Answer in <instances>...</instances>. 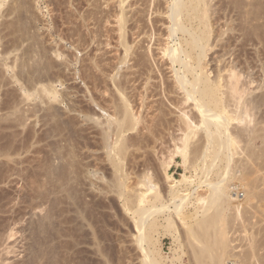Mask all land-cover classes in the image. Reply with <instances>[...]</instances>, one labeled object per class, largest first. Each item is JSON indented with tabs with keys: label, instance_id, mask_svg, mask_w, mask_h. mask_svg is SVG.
<instances>
[{
	"label": "bare ground",
	"instance_id": "6f19581e",
	"mask_svg": "<svg viewBox=\"0 0 264 264\" xmlns=\"http://www.w3.org/2000/svg\"><path fill=\"white\" fill-rule=\"evenodd\" d=\"M39 1L40 0H0V47H1V41L3 40V38H5V36H8V37L11 36L10 37L11 39L8 40V42H11L10 47H8L9 45L6 44L4 46H7L8 48L4 47L5 48L4 51L0 50V64L2 65L5 72L10 73L9 77H10L11 81L14 83H17L19 85L20 90L19 89L18 90L21 91L22 96L25 97V100L27 102H28V100L30 102V100L31 101L33 99L37 100L36 98H39V99H42L41 102H43V103H46V104L51 103V105L47 108L49 111L50 110L51 111L50 112L48 111V113H46L45 115H44V113H45L44 112L43 116L48 118L47 120L49 123H50V121L51 122L53 121L50 124L51 125L53 124L54 127L52 126V128L49 129L48 128L49 125H48V127H46L45 131H47L48 129L51 131L53 129L54 135L57 134V133L55 134V131H57L58 133H63L64 131H67L66 133L70 132L73 134L74 133L78 134L76 126L75 127L72 126V124H76V123H74V121H72L73 118L71 119V121L68 120V121L72 122V124H70V122H68L67 120H62L59 116V113L57 112L56 107L52 106V103H55V102H57L59 104L64 103V100H65L64 98L66 97V94L62 93L59 89H57L56 83H61V85H63L65 80H66L65 79L66 76L63 75L64 73L62 74L59 71H56V72L52 71L53 68L57 67L58 64H54V63H56V61L54 62L53 60L51 61L48 59H49V56L51 57V55H53L55 58H62L63 56H67V55H65V53H64L66 51L65 50L63 51V48L61 49V46H62L61 44H60L61 46H59V45H57V42H56V44L54 43L55 44L54 46L48 47L46 44L42 43L41 39H43V37H40L41 38L40 39L38 37V34H36L34 31L33 32L31 31L32 27H34V25H35V20H36L34 18L35 17L34 13L31 11V8H32V5L33 6L35 4L37 5V3ZM56 1H58V0H56ZM61 1L58 3L60 4ZM83 1H85V0H83ZM212 1L213 0H170V1L165 0L163 2L161 0H136V1L135 0L134 1L133 0H118L117 1V3H118L117 7L119 8L118 9L119 11H116L113 14V17H114L113 19L116 20L115 23L117 24L116 28L114 29V31H116L115 37L110 35L109 33H107L106 32L107 30L104 31L106 33L105 34V33H103V31L102 32L96 31V30L91 31L89 29V27L87 25V24H89L88 23L89 20H93L96 25H97V23H100L99 22L100 18H98L99 17V14H98L99 11L96 9V7H95V9L98 11V13L94 10H92V11L96 12L98 14V17L95 16L94 12H93L94 14L88 12V15H86V16H84V14L81 15L82 26L87 28V32L85 33V36H83L82 34L80 35V33L79 34L77 33V32H79L77 30V27L75 28L76 30H74L71 34H69L70 37L73 39L72 43L70 42L72 46L71 45L70 46L72 48L74 47V50H73L74 54H75V50L80 52V51L88 48L90 45L92 46L90 48L91 49L90 51H88L87 49L85 50V52L87 51L86 55L89 52L88 58L90 60L89 63L91 62V64H92V69L90 68V66L85 67L86 63L83 64L82 61L81 62L79 61V64H80L79 66L81 67V63H82L83 68H81V69L79 68V71L75 70L74 73H75V76H77V80L80 79L82 81V83L84 84L83 86L85 87V92H86V94L84 93L85 96L86 95L89 96L88 99L90 100V102L94 103L98 107V110H100L102 113L101 116L105 117L106 119L104 118L105 121H99L100 116L99 115L96 116L95 113L92 111L93 110L92 108H88L86 110L84 107L78 106L77 108H74L73 111H75L79 116L80 115L83 116L84 121L94 122V124L98 125V127L100 128L99 129L101 132V133L99 132V136L101 135L100 136V138H101L100 143H101L103 149L106 150L104 152H106V154L108 156L107 159L109 158L108 161L110 160L111 163L113 164V167L115 169L114 172L116 174L115 175L116 182H114L115 185L113 182H110V183L111 184L113 183V187L115 186L114 187L115 191H117L115 193H118L117 195H119L120 197L122 196L121 198L124 197L125 200L124 199L123 200L125 202L123 201V207H125L127 211L133 210V213H134V214L133 213H131V214H133L132 220L134 222L133 224H134V227H135V230L137 233L135 240H136V243L138 244V246L141 248V252H142L141 253V255H142L141 256V261H142L141 263L142 264H163L159 253L156 250L152 249L149 246L150 244L148 245L149 247L143 246V244H145L146 242H147L146 244H148V241L149 242L151 241L150 237H152V236H150V232L155 228V226H158V224H156L155 216L158 214H162L164 212H168L169 216H166V218H164V219L166 221L165 227L167 229H170V228H172L173 223H174L172 221V218L170 217L171 213H174L177 217H179V219L181 221V219H184L181 217V215L183 214V210L185 209V207L189 203H191V201L193 199H194V201H192V202L194 203V206H196L195 207L196 211L194 210L195 208L193 209L195 212V213L193 212L194 217L196 214V217L193 218L194 222L190 225L188 224L189 226L188 225L186 226V222H183L185 220H183L182 223H183V225L185 223L184 226L187 227L185 229V232H186L185 235L187 234L186 239L188 238V242L190 244V245L189 244L188 245L191 246V248H190L191 254H189V255L193 256V258H192V256L190 258L192 260H194L195 264H230L229 262H231V264H264V91H263L264 88L262 89L263 85L262 86L260 85L262 92L260 91V93L258 92V94H254L255 89L254 88L252 89L251 85L253 84V82L255 83V81L252 80L251 77L249 79L245 78L244 69L242 68L244 66L239 64V63H242V61L235 60V58L238 56V55H236L238 53V51L236 54L235 53L233 54L232 52H234V51L236 52V50H234L236 47L234 46L235 48L231 49L232 43L231 44L228 43V42H231L230 39L233 40V38H232V35H234L233 31L236 32V30L233 26H235L236 24L233 25L231 22L233 19L231 20L230 18L229 19L227 18L230 14H228V15L226 14L227 16L225 15V13H228L226 11V9L222 10L221 5L218 6L217 2L215 4H212ZM240 1L242 2V0H240ZM240 1L239 0H232V3L231 2L228 3L230 5V6L228 5V7L232 8L231 4H233L234 9H236L239 6L238 4L241 3ZM86 2H88V1H86ZM59 4H56V6H58ZM139 4L141 6H144V8L142 7L143 9L139 10L136 7L137 5L140 6ZM247 4L248 3L246 2V5L244 6V3H243L241 5V7H243V6L246 7ZM255 4L253 7H251L253 5V4H251V6L248 8H250V10L251 9L253 10L255 7ZM257 4H256V6H257ZM5 5H7V6L4 9L3 7ZM61 5H60V7H61ZM93 5L95 6L94 3H93ZM248 6H249V4H248ZM241 7L239 9H241ZM244 7H243V9H244ZM223 8H225V7H223ZM126 9H129V10L127 11ZM243 9H241V10H243ZM259 9H261V8H257V10H259ZM51 10H54V9L51 8ZM146 10L148 12V15L150 14L152 16V14H155V17H150L147 19L148 20L147 24H146V22L143 23L142 22L143 20L141 19L143 17L142 15L146 13V12L143 13V11H146ZM250 10L248 9V10H246V12L244 11L245 12L244 15H247L248 13L250 15L255 14V12H254V14L252 13V10H251V12H249ZM4 11L6 12L5 14H4ZM89 11H91V10H89ZM139 11L142 12L143 14L141 13V15H140ZM231 11H232V9H231ZM254 11H256V10H254ZM130 12H133L132 13L133 15L131 14V16H128L130 14ZM220 12L223 13L224 15L223 14L220 15ZM241 12L242 11H240V13ZM74 13L77 14L76 11H74ZM74 13H71V14H74ZM138 13H139V15H138ZM243 13H241V14H243ZM92 14H93V16L91 17ZM103 14L105 15V13H103ZM255 15H257V14H255ZM6 16H9V17L11 16V18H9V20L6 19L7 21H5L3 19L5 22L2 21V19H1L2 17L8 18ZM247 16H244V17H247ZM102 17H103V15H102ZM230 17H232V15H230ZM254 17L256 18V16H254ZM261 17L259 15V18L263 19V17L262 18ZM108 18L109 17L106 16V19H104V20L106 22H108V20H107ZM222 18L225 19L224 23H221ZM248 18H247V20H248ZM257 18H258V16H257ZM244 19H246V18H244ZM253 19L254 18L249 19V20H253ZM65 20H67V19H65ZM68 20H71V19H68ZM247 20L243 22L244 25H245V22H249ZM257 20H254V22L252 21L253 24L255 23L254 25L251 22H249L253 25L252 26L253 28L250 25V27L252 28V31L254 28L257 27V25H256V23L258 22ZM86 21H87V23H85ZM63 22L64 21L62 20L61 23H63ZM72 22H73V20H72ZM239 22H241V21H239ZM69 23H70V21H69ZM79 25H80V23H79ZM61 26H63V25H61ZM237 26H238V24L236 25V27ZM242 26L243 25H241L240 27L242 28ZM246 26H244V27H246ZM258 26L260 28V25H258ZM54 27H55V25H54ZM146 27H148L149 30L147 29V31H145L144 29ZM110 28L112 29V27H110ZM238 28H239V26H238ZM247 28H248V26H247ZM247 28H245V29H247ZM261 28H262V25H261ZM64 29H62V30H64ZM103 29H105V28H103ZM258 30H260V29H258ZM4 31H5V33H4ZM109 31H110V29H109ZM228 31H230L232 33H231V38H229L230 41L226 40V41H228L227 46L228 45L231 46L230 47V49L232 50L231 55L232 56L236 55V56H234V58H232L230 61H226L227 63H225V60H224V64H221V63H223V59H225L223 57V53L224 52H225V54L229 53L226 50V49H228L229 46L225 48L226 51L220 53L217 56L215 54V53H218L216 51V48L220 47L221 45L224 46V44H226V41L223 40V37L225 35H227L226 33H228ZM239 31H241V30H238L237 32H239ZM248 32L249 31H246V30H245V32L243 31V33H245V34H247ZM243 33H241L242 36H243ZM104 34L106 37V39H105L106 42H104V43H106L105 46L106 45L110 46L113 43L111 40L115 39L113 46L115 48H117L116 50H118V49H119V51L122 50V53L119 52L118 56H116L115 62H113L112 64L107 62L109 64V66L112 68V70H114V74L112 76H109V80L111 82V85L110 84L109 85L112 86V88L106 89L104 91L105 94L108 92L107 94H109L112 97L111 99H112L113 103L110 102V104H112L111 107H112L113 111H111L112 113H110V114L108 113V111L106 109L108 107H106V108H104V106L101 107L103 104L100 105L99 103L96 102V99H95L94 93H93V90L98 88V86L100 84H102V82L103 83L105 82V84L108 85V83H106V81L104 80L105 78L102 79L100 77V75L103 73V70L105 69V65L101 64V61H103V60L102 59H96L95 58L96 56L92 55L93 52L91 53V51L94 50L92 44L93 43L99 44L98 41H101L100 37ZM228 34H230V33H228ZM248 34H249V36L248 35L247 36L250 37V33H248ZM252 34H254V33H252ZM75 35H76V38L75 37L73 38V36H75ZM141 35H143V36L145 35L148 37L146 51H144V53L137 50V49L142 47L140 45V40L143 39L142 37H140ZM241 35H239V36H241ZM63 36L61 37V41L64 40ZM59 37H60V35H59ZM228 37H229V35H228ZM234 38H236L235 35H234ZM245 39H247V37ZM245 39L243 38L242 40L246 41ZM261 39H263V38H261ZM5 40H6V38H5ZM236 40H234V41L236 42ZM224 41H225V43H223ZM243 41H240V39H239L240 43ZM5 42L2 43V46H3V44H5ZM43 42H45L44 39H43ZM70 43H68V44H70ZM75 43H76V46L75 45L73 46V44H75ZM234 43H233V45H234ZM240 43H238V44H240ZM244 43H243V45H244ZM8 44H10V43H8ZM153 44L156 45V49H157V52L155 51L156 53H154V51L151 47ZM262 44H263V42H262ZM241 45H242V43L240 44V47H241ZM252 46H254V45H252ZM255 46H256V44H255ZM224 47H222L223 49L221 47L220 48L222 50H224ZM96 48H97V46H95V49ZM237 48H238V46H237ZM242 49L240 48V50H242ZM262 49H261V52L263 53L264 51ZM222 50H220V51H222ZM94 51H97V50H94ZM211 51H213V52H211ZM259 51H260V49H259ZM209 52L212 53V56H209L210 55ZM73 53H72V55H73V57L75 56V58L71 59V60L77 62L79 59L77 57H80V54H78L76 56ZM120 53L122 54V56ZM239 53H240V51H239ZM11 54L14 55L13 59L10 57ZM226 55H228V54H226ZM156 56H158V59H160L161 62H163L164 65H166L167 68L172 72V78H171L172 80L170 79L171 82L170 81H169L170 83L169 82L166 83V81L162 82V84L164 85L163 91L167 92V93L163 92L162 95L164 94L163 97H166L165 95H167L168 93H169L168 94L169 96H170V93L173 94L172 98H170L171 99L170 104H172V106L174 107L173 108L174 110L177 109L176 112L178 113V115L176 114L177 119H176V124L174 125V127H176L175 131H176L177 135H173L172 134L173 132H172L171 135L167 139H165L166 137L163 138V136L160 138L159 137L158 138L152 137V139H154V138L156 139L155 141L153 140L155 144H157V143L162 144L168 148L167 155H165V156L162 155L161 157H158L159 155L157 154L158 158L156 160H158V161L155 164V166L152 164L153 167H157L156 168L157 170L159 169L162 171L163 178H164L167 186H166V189H164V190L161 188L159 183H157L155 181L156 180L155 176H157L155 174L156 169L154 170L150 166L151 164L149 165L146 162V164H142V166L144 165V167H143V169H142V167L140 169V170H142L141 175L140 174H139V176L137 175L139 180L136 182V184L134 183L135 186L132 188H128L125 184L126 181L124 182V180H122V177L124 176V174H123V172H124V169H123L124 161L123 160L126 157V155H125V154H127L126 151H128L129 150L128 148H130V147H139V145L140 144L142 145V143H144V141L146 142V144L145 143L144 144L147 145V142L149 143L152 140L151 139L150 141H148L147 136H146L147 138L141 139L142 137L140 138L138 135H139V132L141 131L142 128L146 127L148 130H150L149 127L151 126L150 123H149L150 124L149 127L146 126L147 124L145 122L148 120L145 118V114L143 113V112H145V110H143V109H146V111H150V109L153 108V104H152V106L147 105V103H148L147 99L149 98V96H151L150 93L157 95L156 93L152 92V91H155L154 88L156 86H152V87H154L152 89L151 85H153V83L152 82L150 83V79L152 77V75L150 73L153 71L152 70L153 67L150 68L151 63L147 64L148 61H150V62L154 61V63L157 64L158 60L155 59ZM208 56H209V58L207 59ZM214 56H215V58H214ZM67 57H69V56H67ZM212 57L214 58V61L216 62V64L211 67V65L209 63H210V58H211V60H213ZM9 58L12 59V60H10V62L8 61ZM64 58H65L64 59V63H65L64 65H66L67 63L70 64L71 62H72L71 64L75 63V62L73 63V61H71V60H68V58L66 59V57H64ZM88 58L84 59V60H88ZM237 58L239 60V57H237ZM148 59H150V60H148ZM228 59H230V58H228ZM260 59L258 58V60H260ZM52 62H54V63H52ZM83 62H85V61H83ZM256 63H258V62H256ZM91 64H89V65H91ZM260 64H262V63H260ZM86 65H88V64H86ZM162 65H160L161 66L160 67L157 64V66L155 65L156 69L153 68L154 74L159 72L158 75L161 76L159 78H162V76H163ZM123 67H126V70H128L127 72H125L123 74L124 76L122 74H120L121 72H119V71H121L120 69ZM67 68H69V67H67ZM93 68H95L97 70V72L99 71L100 74H98L96 72H95L96 74L91 72V70H93ZM250 68H248V69L250 70ZM2 70H0V71L2 72ZM155 70L157 72H155ZM93 71H95V70H93ZM160 73H161V75H160ZM2 74H3V72H2ZM248 74H249V72H248ZM1 78H2V76H1ZM164 78H165V76H163V79ZM2 79L4 80V78H2ZM5 79H6V77H5ZM8 80L6 81V83L8 82ZM138 80H141L142 88L134 86L136 81H137V83L139 82ZM160 80H162V79H159V81ZM89 81H91V82H89ZM162 81H164V80H162ZM0 82H2L1 79H0ZM88 82L91 83L92 87L89 86ZM154 84L157 85L156 83H154ZM165 84H167V85H165ZM160 86L161 85L159 84V87ZM255 86H257V85H255ZM157 87H156V89H157ZM255 88H259V86L255 87ZM138 89H140V91ZM134 90H137V91H134ZM5 91H3V93H7ZM160 93L161 92H159L158 94H160ZM153 94H152V96H153ZM68 95H67V97H68ZM168 95H167V97H169ZM6 96H7V94H6ZM11 96H10V98H11ZM152 96H151V98H152ZM2 99H3V97H2ZM44 99H47L48 102H45ZM102 99H103V97H102ZM138 99L140 100L139 102H138ZM167 99H169V98H167ZM12 100H13V98H12ZM146 100H147V103H146ZM4 101H6V100H4ZM0 102H2V101H0ZM13 102H16V101L14 100ZM27 102H25V103H27ZM65 102H66V100H65ZM159 102H160V98H159ZM161 102H162V99H161ZM161 102H160V105H162V107H163V105L165 104L164 103L165 101L162 102V104H161ZM2 103H4V102H2ZM6 103H9V102H6ZM11 104L12 103H10V107H7V108H12L11 110L9 109L10 111H12L14 106H15L14 103H13V105H14L13 107ZM148 104H150V103H148ZM1 105L2 104H0V106ZM17 105L15 106L16 108H17ZM27 106H29L28 103H27ZM156 107L158 108V105ZM1 108L2 107H0V109ZM147 108L148 109L150 108V109L148 110ZM160 108H161V106H160ZM160 108H159V110H161ZM5 109H6V106H5ZM17 109L20 111L19 108H17ZM14 110H15V108H14ZM14 110H13V112H14ZM157 110L158 109L155 108V111H157ZM259 110L262 113V115L259 113L261 116L260 115L258 116ZM5 111H7V110H5ZM26 111H27V109H26ZM159 112L158 113L161 114V111H159ZM21 113H19L21 116H18L19 114L17 116L22 119L23 114H21ZM162 113H163L162 117L165 116V113L164 112H162ZM9 114H8V116L13 117L14 113L12 115L11 114L9 115ZM16 114H14V115H16ZM32 114H34V113H32ZM66 114H67V112H66ZM25 115H26V113H25ZM176 115H175V117H176ZM0 116H1V113H0ZM5 117L8 118L7 116H5ZM18 117L15 116V118H17L16 120L19 121L20 119ZM35 117H36V115H35ZM24 118H26V116H24L23 119ZM23 119L20 120V122L17 125L20 126V124H21V126L23 127V125L25 124V123L23 124V122H25V121H23ZM63 119H65V118L63 117ZM75 119L77 120V118H75ZM148 119L150 120V118H148ZM168 119L169 118H167V120ZM11 120H12V118H11ZM37 120H39V119H37ZM43 120H45V119H43ZM47 120H46V122H47ZM159 120H160V117H159L158 121ZM21 121H23V122L21 123ZM158 121L156 123H159ZM164 121H166V119H164V118L162 121L160 120V124L162 122H163L162 124L167 123L170 120H168L167 122H164ZM16 123L17 122H15V124ZM233 123H235V124L233 125ZM6 124H7V122H6ZM6 124H4V125H6ZM143 124H144V127H142ZM11 125H10V127H11ZM140 125H141V127H140ZM169 125H171V123ZM152 126H153V124H152ZM161 126H163V125H161ZM7 127H9V126H7ZM24 127H26V125ZM156 127H157V125H156ZM11 128H14V127H11ZM26 128H28V127H26ZM162 128H164V127H162ZM151 129H152V127H151ZM8 130H10V129H8ZM27 130H29V129H27ZM142 130H144V129H142ZM13 131H14V129H13ZM16 131H19V130H16ZM2 133L4 134V132H2ZM23 133H24V131H23ZM41 133H42V131H40V134ZM46 133L49 134V132H46ZM96 133H98V132H96ZM17 134H18V132H17ZM51 134L52 133H50V135ZM65 134H61V135H65ZM143 134H145V133H143ZM153 134H155V133H153ZM54 135L52 134L53 137H54ZM66 135L64 137H66ZM1 136H0V138L5 137V136H2V137ZM7 136L8 135L6 134V137ZM38 136H40V135H38ZM140 136H141V134H140ZM29 137H30V135H29ZM29 137H28V139H29ZM37 137H36V140H38ZM46 137L48 138V136H46ZM69 137H70V135H69ZM5 138L2 140H6ZM38 138L41 139L40 137H38ZM44 138H45V136H44ZM47 138H46V140H47ZM59 138H61V137H59ZM143 138H144V135H143ZM64 139H66V138H64ZM64 139H62V141ZM84 139H86V138H84ZM149 139H150V137H149ZM2 140L0 139V141H2ZM10 140H11V138H10ZM10 140H7V142L5 141V143L3 142V145L4 144L9 145L8 141H10ZM19 140H20V138H19ZM70 140H71V138H70ZM256 140H259L261 142V144H263V146L261 144L260 145L262 147L261 146L259 147L256 145L258 147V149H257V147L255 149L253 142H255ZM50 141H52V140L50 139ZM65 141H67V140H65ZM153 141H151V143H153ZM11 142H13V141H11ZM39 142H40V140H39ZM6 143H8V144H6ZM47 143H48V141H47ZM73 143H77V141L76 142L73 141ZM59 144H60V141H59ZM82 144L83 143H81V145ZM21 145H23V144H21ZM26 145L29 146V144H26ZM26 145L24 144V146H26ZM47 145L51 147L52 144H50V145L47 144ZM79 145H80V143H79ZM193 145H194V148H192ZM0 146H2V145L0 144ZM28 146H26V148H28ZM66 146H67V143H66ZM69 146L70 145H68L67 147L69 148ZM12 147L14 149V146H11V145H10V147L9 146L0 147V157H2V158L4 157L6 159L5 161L8 160V162H10V166L13 163L18 164V165L19 164L21 165V163L24 164V161H25L24 159L21 162H20V160H19V162H17L16 161L17 159H14L13 155H16V156H20V155H18L19 150L18 151L15 149L13 150V149H11ZM39 147L41 148V146H39ZM67 147H66V149H67L66 151L68 152L71 149L69 148L70 149L69 150ZM24 148L23 149L21 148V150H24ZM37 148H38V146H37ZM44 148L45 147H43V149ZM43 149H42V151H43ZM52 149L54 150V147H52ZM55 149H56V146H55ZM64 149L62 150V147L60 148L58 146V148L55 150V153H56L55 155H57V156H55L56 159L58 157V160H60V161L62 160V162H65V161H63L65 159L67 160L66 154L62 152V151H64ZM75 149H76V146H75ZM25 150H27V149H25ZM53 150H51V151H53ZM46 151H47V149H46ZM46 151H45V154H46ZM71 151L67 153V155H69L70 158L68 157V159H69L68 163L69 164L66 167H65V163H62V162L61 163L64 164V166L61 163H59L60 164L59 166H57L56 164H55L56 166L55 165L49 166L46 163L47 161L45 162V160H44V158L46 159V157L42 158L43 161L45 162V164H47V168L42 169V170H44V173L42 172L43 173L42 176H45L44 178L42 177V180L45 179L44 180L45 183L40 182L39 180L41 178L40 179L36 178L37 174L33 175V173H32V175L34 176L33 178L38 179V181H39L38 182L36 180L37 182H35V183L39 184L38 188L41 187L40 190H42V188L45 189V187L42 186L44 184L45 185L47 184L50 186V188H49V186H47L48 188L46 187L47 190L46 189L42 190V191L38 190V192L40 191V193L42 195H44V196L47 195V197H48L49 193H52V195L55 193L54 194L55 197H54L53 202L55 201L56 203L61 201V199L59 201L60 197L61 198L63 197L61 195V191L60 190L57 191V188L63 189L64 194L66 193L65 198L68 197V198L72 199L71 197L73 196V195H71L72 192L69 194L68 188H67L68 189L67 190V189H65L66 187H63V186H66V184H67V182H66V184H64L65 179L67 180V177L70 176L74 172L73 167H75V166L72 165L73 160L70 161V159H71V157H73L75 155H74V151H72L73 153ZM157 152H155V153H157ZM21 153H23V152H21ZM25 153H26V151H25ZM34 153H36V152H34ZM52 153L54 154V152H52ZM32 154H33V152H32ZM49 154H50V152H49ZM239 154L243 155V157H241V159L238 158L239 156L236 157V155H239ZM24 155H26V154H24ZM12 156H13V158H12ZM21 156H23V155H21ZM178 156L181 157V161H182L181 165L183 166L184 170H189V168H191V167L199 166L198 164H200V166H201V164H202V166L200 168L202 170V172L200 170V173H203L204 179L203 180L200 179L197 184H194L195 183L194 182L195 180H193L194 174L193 175L188 174V176H187L186 173L183 172L179 179H176L172 175H170L167 172V169L169 167H171L172 164L176 163L175 158ZM234 156L236 157V160H235ZM32 157H34V156H32ZM16 158H18V157H16ZM48 158L49 157L47 156V160H48ZM26 159H29V158H26ZM37 160L38 159H35V161H37ZM50 160H48V161H50ZM27 161H29V160H26L25 164L27 163ZM39 161L40 160H38V163H39ZM43 161H41V162L43 163ZM67 161H66V163H67ZM148 161H150V159ZM3 162H1L2 165H3ZM8 162H6V163H8ZM11 162H13V163H11ZM150 162L155 163L153 161H150ZM218 162L221 163V165L218 166L217 171L216 170L214 171L216 173H214L212 171L217 166ZM1 163H0V165H1ZM5 164H4V167H5ZM45 164L43 163L41 165L44 166ZM49 164H50V162H49ZM2 165L0 166V177H1V173H4L2 170H5V169L1 170ZM7 166L9 167V165H7ZM29 166H32L31 168L33 171V169H34L33 165L29 164ZM38 166H40V165L38 164ZM12 167H13V165H12ZM26 167L25 168L24 167L22 168L21 166H20V168L13 167L12 169L10 168V170H8V171L12 172L11 170H13L12 173L16 172L13 174V176L15 174L23 175V172L26 173L28 171V169ZM37 168L39 171L37 170ZM41 168H42V166L40 168L36 166V170H37L36 172L37 173L41 172L40 171ZM16 169H17V171H15ZM26 169H27V171L25 172L24 170H26ZM197 169H198V167H197ZM77 170H76V172H77ZM112 170H113V168H112ZM192 170H194V169H192ZM137 171H138V169H137ZM36 172H34V173H36ZM81 172H83V171H81ZM87 172L89 173V171H87ZM134 172H136V170H134ZM211 172L214 174V176L217 175L216 176L217 178L212 179V176L210 178L208 175L209 174L213 175ZM27 174L31 175V171L27 172ZM125 174H126V172H125ZM162 174H161V176H162ZM4 175L2 177L5 179ZM39 175H41V174L39 173ZM91 175H92V173H91ZM101 176H102V174H101ZM196 176H197V174H196ZM62 177L65 178L64 181H62L63 180ZM126 177H128V176H126ZM26 178L27 177H25V179ZM2 179H0V182H3V181H1ZM9 180H7V181H9ZM70 180H72V179H70ZM67 181H69V178ZM104 181H105V179H104ZM111 181H115V179L114 180L112 179ZM4 182L2 183V185L4 184ZM19 182H21V181H19ZM23 182H21V183H23ZM108 182H109V180H108ZM12 183H13V181H12ZM12 183L10 184V186L13 185ZM27 183H29V182L27 181ZM68 185H69V183H68ZM26 186L29 187L28 185H26ZM22 187H24V186L22 185ZM32 187H34V188H31L30 189L31 191H32V189L36 188L35 186H32ZM108 187L110 188L111 186H108ZM203 187H205V190L203 189ZM70 188H73V187H70ZM200 188L203 190L202 192L199 190ZM16 189H18V188L16 187ZM26 190H27V188H26ZM74 191H75V188H74ZM76 191H78V190H76ZM16 192H17V190H16ZM30 192H29V194H30ZM57 193H59L61 196L57 197V196H59V195H56ZM74 193H76V192H74ZM26 194L27 193H25V196H26ZM41 194H40V196H41ZM37 196H38V194L36 195V197ZM44 196L41 198L45 199ZM0 197H1V194H0ZM30 197H28V198H30ZM47 197H46V199H47ZM35 198H32V199L35 200ZM44 199H43V201H44ZM50 199H47V200H50ZM6 200H8V199H6ZM51 200L49 202L48 201L47 202L56 205V203L51 202ZM62 200H66V199L62 198ZM36 201H42V200L37 199ZM19 202H21V201L19 200ZM62 202L63 201H61V203ZM65 202H63V203H65ZM75 202H77V201H75ZM3 204H5V202ZM6 204H8V203H6ZM15 204H16V202H15ZM22 204H23V201H22ZM39 204H40V202H39ZM191 204H189V206ZM28 205H29V203H28ZM61 205H63V204H61ZM5 206L6 205H4V207ZM19 206H22V205L19 204ZM37 206H39V205L37 204ZM45 206H47V204ZM48 206H49V204H48ZM48 206H47V209L45 208L46 212L44 213V211H43L44 214L43 213H42L43 215L40 214L42 216L40 218V220L38 219L40 221L39 226L41 228V231H40L41 234L39 233L40 237L38 236L39 238H41V239H39V240H41V243L38 244V246H40V248L39 247L38 248L40 249V252H41L40 253L41 255H39L40 262L38 264H40V263L41 264H76L73 259L76 257L75 255L77 253L75 254L74 251H73L74 253L71 252L72 256L68 257L69 259L67 258L65 260V258L68 255H66V257H63V256H65V254H63V256H62L63 249L67 246V243L70 242L68 239H72L74 237L73 235L75 233L72 229L73 226L70 227L71 229L69 232H67V230H66V232L69 234L72 230L71 233L73 235L72 234H70V235L73 237L72 238H70L71 236L67 237L68 242L65 241L66 239L62 240L64 238L61 239V236L65 237L64 233L66 235H67V233L62 232L64 227H62V230L60 228L61 226L58 228V226L62 222L61 220H58L60 222V224L58 222L59 225H56L57 222L56 223H53L54 221L52 222L54 217L53 218L51 217V214H52L50 212L51 209H48L50 207V206L49 207ZM57 206H58V204H57ZM15 207H16V205H15ZM78 207H80V206H78ZM191 207H193V206H191ZM29 208L31 209L32 207H29ZM43 208H41V209L43 210ZM51 208H53L51 210L52 212H53V210H56V209H54V206ZM1 209H3V208H1ZM33 209H34V207H33ZM20 210H18V211H20ZM59 210H62V209H59ZM3 211H4V209H3ZM5 211L7 212V210H5ZM56 211H55V213H56ZM59 212L62 213V212H64V210L59 211ZM55 213L53 215H58ZM79 213H80V210H79ZM82 213L83 212H81V217H83ZM9 214H11V212ZM23 214H25V212ZM63 215H64V213H63ZM79 216H80V214H79ZM55 218H57V217H55ZM55 218H54V220H55ZM59 218H61V216L58 217V219ZM69 218H71V217H69ZM75 218H77V217H75ZM87 219H89V218H87ZM24 220H25V218H24ZM55 221H57V220H55ZM63 221H64V219H63ZM70 221L71 220H69V222ZM66 222H68V221H66ZM29 223H31V222H29ZM52 224H53V227L51 226ZM5 225H3V226H5ZM24 225H25V223H24ZM83 225H85V224H83ZM76 226H77V224H76ZM32 227L33 226H31V228ZM49 227L52 229H49ZM66 227H68V226H66ZM80 227H82V226H80ZM230 228L232 230H233V228H235V230H234L235 233L238 231L241 234L240 239L242 241H244V244H239V245L232 244L233 241L235 242V240L237 238L232 239V237L231 238L229 237V235H230L229 232L231 231ZM1 229H0V231H1ZM66 229H69V228H66ZM88 229H90V228H88ZM86 230H87V228H86ZM9 231H11V230H9ZM234 231L232 233H234ZM11 232H10V234H11ZM14 232H15V230H14ZM93 233H95V231H93ZM1 234H3V232ZM4 234H5V232H4ZM234 234H232V235H234ZM79 237H82V236H79ZM6 238H8V237H6ZM11 238H13V237H11ZM97 238H99V237L97 236ZM1 239H3V238H1ZM75 241H77V239ZM75 241H73V243ZM98 241H100V240H98ZM154 241H156L155 238H154ZM186 243H187V241L185 242V244ZM71 244H72V242H71ZM151 244L153 245V243H151ZM69 245H70V243H69ZM9 246H11V244ZM9 246H8V248H9ZM70 246L68 248L66 247L67 250L69 248L71 250L73 249ZM99 248H100V246H99ZM99 248H97V249H99ZM3 249H4V247H3ZM73 250H75V249H73ZM7 251H9V250L7 249ZM77 251L80 253V256L77 255V257L81 258L82 257L81 252L79 250H77ZM97 251H100L102 256H104L105 252H103V250L101 248H100V250H97ZM38 252L39 251H37L36 253L38 254ZM66 254H68V253H66ZM4 255H5V253H4ZM73 255H74V257H73ZM36 257H37V255H36ZM81 260H82V258L80 259V261ZM38 261H39V258H38ZM75 261L77 262V264H79L78 260H75ZM81 263L85 264L86 262L84 263V260H83V262H80V264Z\"/></svg>",
	"mask_w": 264,
	"mask_h": 264
},
{
	"label": "rangeland",
	"instance_id": "374dc122",
	"mask_svg": "<svg viewBox=\"0 0 264 264\" xmlns=\"http://www.w3.org/2000/svg\"><path fill=\"white\" fill-rule=\"evenodd\" d=\"M43 1V2H42ZM47 1V2H46ZM61 0H58V1H56V0H40L38 3H37V5L35 4L34 6L32 5V8H31V11L34 13V15H35V25H34V27H32V29H31V31L33 32H35L36 34H38V37L40 38V37H43V39H44V41L45 42H43V39H41V41H42V43L43 44H46L48 47L50 46V47H52V46H54L55 44H56V42H57V45H59V46H61V49L63 48V51L65 50L66 52H64L65 53V55H67V56H69V57H67V56H63L62 58H55L53 55H51V57L49 56V59L48 60H53L54 62L56 61V63H54V62H52V63H54V64H58L57 65V67H55V68H53V70L52 71H59V72H61L63 75H65L66 77H65V82H64V84L63 85H61V83H56V85H57V89H59L62 93H64V94H66V97L64 98L65 100H66V102H65V100H64V103L62 104V103H57V102H55V103H52V106H55L56 107V109H57V112L59 113V116H60V118L62 119V120H70L71 121V119H72V121H74V123H76V124H72V122H70V121H68V122H70V124H72V126L73 127H75L76 126V129H77V131H78V134L76 135L75 133L73 134V133H66L67 131H64L63 133H58L57 131H55V134L56 135H54V131H53V129L50 131L49 129H51L52 128V126H53V124L51 125L50 123H52L50 120V123L48 122V118H46V117H44L43 116V113H44V115L46 114V113H48V107L51 105V103H48V104H46V103H43V102H41L42 101V99H39V98H36L37 100H35V99H33L32 101L30 100V102H29V100H28V102L25 100V97L24 96H22V93H21V91H19L20 90V87H19V85L17 84V83H14V82H12L11 81V79H10V73H7V72H5L4 71V69H3V67H2V65L0 64V70H2V72H3V74H2V72L0 71V75L2 76V78H4V80L1 78V76H0V79H1V81L2 82H0V101H2V102H4V103H2V102H0V104H2L0 107H2L1 109H0V113H1V116H0V136L2 135V136H5L6 137V134L8 135L6 138L5 137H2V138H0L1 140L2 139H6V140H2V141H0L1 143V145L2 146H0V147H6V146H9L10 147V145L11 146H14V149L15 150H19L18 152V155H20V156H16V155H13L14 156V159H17L16 161L17 162H19V160H20V162L21 161H23V159L26 161V160H29V161H27V163L25 164V161H24V164L23 163H21V165L19 164H14L13 162H11V163H13V164H11V166H10V162H8V160L7 161H5L6 159L3 157H0V163L1 162H3V165H2V163H1V165H2V167H1V170L2 169H7L6 171L5 170H2L4 173H1V177H0V179H2L3 177V175H4V177H5V179L3 178L1 181H5L4 182V184L2 185V183L3 182H0V194H1V197H0V229H1V231H0V237L1 238H3V239H1L0 241L2 242H0V264H38L39 262H40V257H39V255H41L40 253V246H38V244H40L41 243V240H39V239H41V238H39L40 237V234H41V228H40V226H39V224H40V218L42 217L41 215H43L45 212H46V209H47V206H48V204H49V208L48 209H53V208H51V207H53L54 206V209H56V210H53V212L55 213V211H56V213L55 214H58V215H53L54 213L50 210V212L52 213H50L51 214V217L53 218H55V217H57V218H55V220H57V221H55L54 220V218H53V220H52V222L53 223H56V225H59L60 224V222L58 221V220H61L62 222H61V224L58 226V228L60 227L61 228V230H62V227H64L63 228V231L62 232H66V230H67V232H69L70 231V227H72V229H73V231H74V235L71 233L72 232V230H71V232H70V234H72L73 236H71L69 233H67V235L64 233V235H65V237L64 236H61V239L62 238H64V239H62V240H65V241H67L68 242V240L70 241V242H68L67 243V248L70 246V247H72L73 249H77V250H79L80 252H81V254H82V260L80 261V259L81 258H79V257H77V255L78 256H80V253L77 251H75V250H71L70 248L67 250V248L64 250L63 249V253H62V256H63V254H65V256H63V257H66V255H68L66 258H65V260L68 258V257H70V256H72V253L71 252H75V256L78 258H74L73 260H74V262L77 264V262L75 261V260H78L79 262V264H80V262H83V260H84V263L85 264H142L141 262V248L138 246V244L136 243V240H135V237H136V230H135V227H134V222H133V210H126V208L125 207H123V201L125 200L124 199V197L123 198H121L119 195H117L118 193H115V192H117V191H115V186L113 187V183L114 182H116V177H115V169H114V167H113V164L111 163V161L109 160L108 161V159H107V154H106V152H104V151H106V150H104L103 149V147H102V145H101V138H100V136H99V132H100V128L98 127V125H96V124H94V122H91V121H89V122H87V121H84V117L83 116H79L75 111H73V109L74 108H77L78 106H81V107H84L86 110L88 109V108H92L93 110V112L95 113V115L97 116V115H99L100 116V119H99V121H105V117H103V116H101V111L100 110H98V107L94 104V103H91L90 102V100L88 99V97L89 96H85V94H86V92H85V87L83 86L84 84L82 83V81L79 79V80H77V76H75V70H78L79 71V68L81 69V68H83L82 67V63L83 64H88V65H86L85 64V67H89L90 66V68L92 69V64H91V62L89 63V55H88V53H87V55H86V52H85V50L87 49L88 51H90L91 49V45L88 47V48H86L85 50H82V51H80V52H78L77 50H75V54L73 53V50H74V47L72 48L71 46V43H72V41H73V39L70 37V35L69 34H71L74 30H76L75 28L77 27V30L79 31V32H77L78 34L80 33V35L82 34L83 36H85V33L87 32V28H85L84 26H82V18H81V15L82 14H84V16H86V15H88V12H90V13H93L94 11H96L97 13H98V11H99V17H98V14L96 13V12H94L95 13V16H97L98 18H100V20H99V22L100 23H97V25L94 23V21L93 20H89L88 21V23L89 24H87L88 25V27H89V29L92 31H94V30H96V31H103V33H105L104 31L105 30H107L106 32L107 33H109L110 35H112V36H114L115 37V34H116V31H114V29L116 28V23H115V19H113L114 17H113V14L116 12V11H119L118 9V3H117V1L118 0H85V1H79V0H62L61 1V3L59 4L58 2H60ZM65 1V2H64ZM86 1H88V2H86ZM134 1V0H133ZM136 1V0H135ZM161 1H165V0H161ZM168 1H170V0H168ZM240 1V0H239ZM250 1V2H249ZM46 2V3H45ZM50 4H49V3ZM79 2V3H78ZM83 2V3H82ZM218 3L217 5L218 6H220L221 5V7H222V10L223 9H226V11L228 12V13H225V15L227 14H230V15H232V17H230V15L227 17L228 19L230 18L231 20V22H232V24L234 25V24H238V26H239V28H238V26L236 27V25L235 26H233L234 28H235V30H236V32L235 31H233V33H234V35H235V37L236 38H234V35H232V38H233V40L232 39H230L231 40V42H228V41H230L229 40V38H231V33L232 32H230V31H228V33H230V34H228V33H226L227 35H225L224 37H223V40H228V41H226V44H224V46H220L221 48L222 47H224V50H222L220 47H217L216 48V51L218 52V53H215L216 54V56L217 55H219L220 53H222V52H224V51H228L229 53H226V54H228V55H226L225 54V52L223 53V57L225 58V59H223V63H221V64H224V60H225V63H227L226 61H230L232 58H234V56H236V55H238L237 57H239V60H238V58L236 59L235 58V60H237V61H242V63H239L240 65H242V66H244V67H242L243 69H244V75H245V78H250L251 77V79L252 80H254L255 81V83L253 82V84L251 85V88L253 89H255V91H254V94H258V92L260 93V91L262 92V89L264 88L263 86H264V52L262 53L261 52V49L264 51V0H242V2L244 3V6L246 5V2L249 4V6H248V4H247V8L246 7H244V9H243V7H241V5L243 4L241 1V3H239L238 5V7L236 8V9H234V7H233V4H231V6H232V8H230V7H228V3L229 2H231L232 3V0H213L212 1V4H215V3ZM224 2V3H223ZM78 3V4H77ZM93 3L95 4V6L93 5ZM257 4V6H256V4ZM47 4V5H46ZM53 4V5H52ZM56 4H59L58 6H56ZM62 4V5H61ZM72 4V5H71ZM84 4V5H83ZM224 4V5H223ZM226 4V5H225ZM251 4H253L252 6H251ZM254 4H255V7H254V9L252 10V13L254 14V12H255V14H257V15H250L249 13V15L247 16V15H244L245 14V12H246V10H250V8H248V7H253L254 6ZM60 5H61V7H60ZM140 5V4H139ZM216 5V6H217ZM262 7H261V6ZM6 6L7 5H5L3 8L5 9L6 8ZM89 6V7H88ZM217 6V7H218ZM230 6V5H229ZM77 7V8H76ZM79 7V8H78ZM95 7H96V9L98 10H96L95 9ZM139 10L140 9H143L144 8V6H136ZM143 7V8H142ZM223 7H225V8H223ZM228 7V8H227ZM241 7V9H243V10H241V9H239ZM51 8L52 9H54V10H51ZM59 8V9H58ZM74 8V9H73ZM82 8V9H81ZM93 8V9H92ZM246 8V9H245ZM256 8V9H255ZM257 8H261V9H259V10H257ZM77 9V10H76ZM228 9V10H227ZM230 9V10H229ZM231 9H232V11H231ZM59 10V11H58ZM61 10V11H60ZM89 10H91V11H89ZM92 10H94V11H92ZM127 11L129 10V9H126ZM145 10V9H144ZM242 11L241 13H243L244 11V13L243 14H241L240 13V11ZM251 10L249 11V12H251ZM254 10H256V11H254ZM50 11V12H49ZM74 11H76V13L77 14H75L74 13ZM86 11V12H85ZM231 11V12H230ZM79 12V13H78ZM81 12V13H80ZM101 12V13H100ZM140 12V11H139ZM146 12V13H145ZM6 12L4 11V14H5ZM71 13H74V14H71ZM93 13V14H94ZM103 13H105V15L103 14ZM133 12H130V14L128 15V16H131V14H132ZM141 13L142 12H140V15H141ZM143 13H145V14H143ZM143 17L141 18L143 21V23L144 22H146V24L148 23V18H150V17H155V14H152V16L149 14L148 15V12H147V10L146 11H143ZM238 13V14H237ZM93 14L91 15V17L93 16ZM148 16H147V15ZM223 13H221L220 12V15H222ZM260 15V17L262 16L263 17V19H260L259 18V15ZM71 15V16H70ZM102 15H103V17H102ZM133 15V14H132ZM138 15H139V13H138ZM224 15V14H223ZM226 15V16H227ZM242 15V16H241ZM37 16V17H36ZM67 16V17H66ZM69 16V17H68ZM106 16H108L109 18L107 19L108 20V22H106L104 19H106ZM244 16H247V17H244ZM254 16H256V18L254 17ZM257 16H258V18H257ZM6 17H8V18H5V17H2L1 19H2V21H7V20H9V18H11V16L9 17V16H6ZM105 17V18H104ZM246 18V19H244V18ZM249 17V18H248ZM251 17V18H250ZM261 17V18H262ZM62 18V19H61ZM247 18H248V20H247ZM252 18H254L253 20H249V19H252ZM4 19V20H3ZM7 19V20H6ZM65 19H67V20H65ZM68 19H71V20H68ZM224 18H222V21H221V23H224V21H225V19L223 20ZM239 19V20H238ZM241 19V20H240ZM258 19V20H257ZM55 22H54V21ZM62 20L64 21L63 23H61L62 22ZM72 20H73V22H72ZM114 20V21H113ZM145 20V21H144ZM249 21V22H251L252 23V21L254 22V20H257L258 22L256 23V25H257V29L256 28H254L253 29V31H252V26L255 24H251V23H249V22H245V25H244V21ZM4 21V22H5ZM69 21H70V23H69ZM110 21V22H109ZM236 21V22H235ZM239 21H241V22H239ZM263 21V22H262ZM239 22V23H238ZM55 23V24H54ZM72 23V24H71ZM79 23H80V25H79ZM85 23H87V21L85 22ZM242 23V24H241ZM248 23V24H247ZM260 23V24H259ZM78 24V25H77ZM101 24V25H100ZM243 25L242 26V28L240 27L241 25ZM54 25H55V27H54ZM61 25H63V26H61ZM77 25V26H76ZM248 26V28H247V26ZM250 25H251V27H250ZM258 25H260V28H259V26ZM261 25H262V28H261ZM61 26V27H60ZM66 26V27H65ZM74 26V27H73ZM79 26V27H78ZM99 26V27H98ZM103 26V27H102ZM244 26H246V27H244ZM47 27V28H46ZM98 27V28H97ZM110 27H112V29L110 28ZM250 27V28H249ZM65 28V29H64ZM103 28H105V29H103ZM238 28V29H237ZM245 28H247V29H245L246 31H249L248 33H250V37H248L249 36V34L247 33V34H245V33H243V31L245 32V30L244 29ZM62 29H64V30H62ZM72 29V30H71ZM109 29H110V31H109ZM147 29H148V27H146L144 30L145 31H147ZM249 29V30H248ZM258 29H260V30H258ZM61 30V31H60ZM81 30V31H80ZM149 30V29H148ZM238 30H241V31H239V32H237ZM256 30V31H255ZM64 31V32H63ZM71 31V32H70ZM7 32V31H6ZM59 32V33H58ZM254 33V34H252V33ZM260 34H259V33ZM4 33H5V31H4ZM3 33V34H4ZM66 33V34H65ZM241 33H243V36L241 35ZM58 36H57V35ZM106 34V33H105ZM105 34L104 35H102L100 38H101V41H98L99 42V44H96V43H93L92 45H93V48H94V50H97V51H91V53H92V55H95L96 57V59H102L103 61H101V64H103V65H105V69L103 70V73L100 75V77L102 78V79H104L105 81H106V83H108V85H106L105 84V82L103 83L102 82V84H100L99 86H98V88H96L95 90H93V93H94V97H95V99H96V102L97 103H99L100 105H102L101 107H103L104 106V108H106V107H108V108H106L107 109V111H108V113L110 114V113H112L111 111H113V109H112V104H110V102H112V97L109 95V94H105V90L106 89H110V88H112V86H110L111 85V82H110V80H109V76H112L113 74H114V70H112V68L109 66V64L108 63H110V64H112L113 62H115L116 61V56H118V54H119V52H121L122 53V50H120L119 51V49L118 50H116L117 48H115L114 46H113V43H114V40L115 39H112L111 41L113 42L110 46L109 45H106L105 46V44L106 43H104V42H106V37H105ZM40 35V36H39ZM59 35H60V37H59ZM65 37H64V36ZM228 35H229V37H228ZM239 35H241V36H239ZM246 35V36H245ZM248 35V36H247ZM260 35V36H259ZM51 36V37H50ZM63 36V39L64 40H62L61 41V37ZM227 36V37H226ZM245 36V37H244ZM11 36H5V38H6V40H5V38H3V42L1 41V47H0V50L1 51H4V47H7V46H4V45H9L8 47H10V45H11V42H8V40H10L11 38H10ZM76 38V35L75 36H73V38ZM105 37V38H104ZM140 37H142L143 39H141L140 40V45L142 46L141 48H139V49H137L138 51H141V52H143L144 53V51H146V46H147V42H148V37L147 36H143V35H141ZM227 39H226V38ZM247 37V39H245ZM238 38V39H237ZM245 39L246 41H243L242 39ZM261 38H263V39H261ZM69 39V40H68ZM237 39V40H236ZM239 39H240V41H243V42H241L242 43V45H241V47H240V42H239ZM249 39V40H248ZM262 41H261V40ZM66 40V41H65ZM234 40H236V42L234 41ZM256 40V41H255ZM260 40V41H259ZM7 43H6V42ZM142 41V42H141ZM225 41L223 42V43H225ZM233 41V42H232ZM5 42V44H3V46H2V43H4ZM71 42V43H70ZM103 44H102V43ZM153 42V41H152ZM151 42V43H152ZM227 42L229 43V44H231L232 45V47L231 46H227ZM235 42V43H234ZM245 42V43H244ZM255 42V43H254ZM262 42H263V44H262ZM8 43H10V44H8ZM55 43V44H54ZM68 43H70V44H68ZM150 43V44H151ZM222 43V44H223ZM233 43H234V45H233ZM238 43H240V44H238ZM243 43H244V45H243ZM253 43V44H252ZM61 44V45H60ZM144 44V45H143ZM246 44V45H245ZM255 44H256V46H255ZM45 45V46H46ZM71 45V46H70ZM76 46V43L75 44H73V46ZM154 45V44H153ZM151 46L152 47V49H153V51H154V53H156L157 52V49H156V45H154V46ZM238 46V48H237V46ZM252 45H254V46H252ZM46 46V47H47ZM95 46H97V48L95 49ZM236 48H235V47ZM7 47V48H8ZM47 47V48H48ZM226 47H228V49H226L225 50V48ZM230 47H231V49H234V50H236V52L234 51V52H232V50L230 49ZM3 50H2V49ZM6 48V49H7ZM22 48V47H21ZM145 48V49H144ZM240 48L242 49V50H240ZM155 49V50H154ZM245 49V50H244ZM259 49H260V51H259ZM219 50V51H218ZM220 50H222V51H220ZM255 50V51H254ZM257 50V51H256ZM71 51V52H70ZM156 51V52H155ZM237 51H238V53H237ZM239 51H240V53H239ZM20 52V51H19ZM211 52H213V51H211ZM211 52H209V56H212V53ZM234 54H236V55H234V56H232L231 54L232 53ZM18 53V52H17ZM70 53V54H69ZM72 53L74 54V55H78V54H80V57H77V58H79L78 59V63L76 62V61H73V60H71V59H74L75 58V56L73 57V55H72ZM120 53V54H121ZM262 55H260V54ZM14 54V53H13ZM13 54H11L10 55V57L13 59L14 58V55ZM222 55V54H221ZM242 55V56H241ZM72 58H71V57ZM121 56H122V54H121ZM209 56L207 57V59L209 58ZM64 57H66V59L68 58V60H71V61H73V63L74 64H66V65H64L65 63H64ZM157 57V58H156ZM155 57V59H157L158 61V65L160 66V65H162V70L164 71H162V73H163V76H165V78L163 79V76H162V78H159V77H161V76H159L158 75V73L159 72H157L156 70H155V72H157V73H155L154 74V69H156L155 67L157 66V64H155L154 63V61H152V62H150V61H148V63L147 64H150L151 66H150V68H152V72L150 73L151 75H152V77H151V79H150V83L152 82L153 83V85H151V88L153 89L154 87H152V86H158L157 87V89H156V87L154 88V90L155 91H152V92H154V93H156L157 95H154L153 93H150L151 94V96H152V94H153V96H152V98H151V96H149V98L147 99L148 100V103H150V104H148L147 103V100H146V103H147V105H150V106H152V104H153V108L155 107L156 109H158L157 111H155V108L153 109V108H149L150 109V111H146V109H143V110H145V112H143L144 114H145V118L148 120V121H146L145 123L147 124L146 126H148L149 127V125L151 124V126L149 127V129L150 130H148L146 127H144V124L142 125V127H144V128H142V129H144V130H142L141 129V131L139 132V137L141 138V139H145V138H147L148 137V141H150L151 139H152V137H155V138H160V137H162L163 136V138L164 137H166L165 139H167L170 135H171V133L173 134V135H177L176 134V131H175V129H176V127H174V125L176 124V119H177V115H178V113L176 112V110H174L173 108V106H172V104H170V98H172V95L173 94H171L170 93V96L169 97H167V95H165L166 97H163V95H162V93L164 92L163 91V87H164V85L162 84V82H165L166 81V83H168L169 81L171 82V78H172V72L167 68V66L166 65H164V63L163 62H161V60L160 59H158V56H156ZM230 58V59H228V58ZM247 57V58H246ZM256 57V58H255ZM263 57V58H262ZM11 58H9V62H10V60H12ZM53 58V59H52ZM70 58V59H69ZM88 58V60H84V59H87ZM214 58H215V56H214ZM214 58L212 57V59L213 60H211V58H210V65H211V67L212 66H214L215 64H216V62L214 61ZM246 58V59H245ZM258 58L260 59V60H258ZM55 59V60H54ZM81 59V60H80ZM251 59V60H250ZM148 60H150V59H148ZM262 60V61H261ZM63 61V62H62ZM79 61L81 62L82 61V63H81V67L79 66L80 64H79ZM83 61H85V62H83ZM160 61V62H159ZM246 61V62H245ZM108 62V63H107ZM132 62V61H131ZM130 62V63H131ZM256 62H258V63H256ZM162 63V64H161ZM251 63V64H250ZM260 63H262V64H260ZM89 64H91V65H89ZM154 64V65H153ZM245 64V65H244ZM73 65V66H72ZM156 65V66H155ZM247 65V66H246ZM84 66V65H83ZM166 66V67H165ZM249 66V67H248ZM254 66V67H253ZM67 67H69V68H67ZM161 67V66H160ZM247 67V68H246ZM251 67V68H250ZM166 68V69H165ZM248 68H250V70L248 69ZM255 68V69H254ZM262 68V69H261ZM254 69V70H253ZM93 70H95V71H93ZM93 70H91V72H93V73H98V74H100V72L98 71L97 72V70L95 69V68H93ZM121 71H119V72H121L120 74H124L125 72H127L128 70H126V67H123V68H121L120 69ZM116 71V70H115ZM123 72V73H122ZM247 72V73H246ZM248 72H249V74H248ZM95 73V74H96ZM6 74V75H5ZM165 74V75H164ZM121 75V76H122ZM157 75V76H156ZM160 75H161V73H160ZM251 75V76H250ZM124 76V75H123ZM5 77H6V79L8 80V82L6 83V79H5ZM8 77V78H7ZM170 77V78H169ZM261 77V78H260ZM68 78V79H67ZM75 78V79H74ZM169 78V79H168ZM159 79H162V80H164V81H162V80H160L159 81ZM167 79V80H166ZM171 79V80H170ZM142 80V79H141ZM141 80H138L139 82L137 83V81L135 82V84H134V86L136 87H139V88H142V82H141ZM108 81V82H107ZM143 81V80H142ZM11 84H10V83ZM89 82H91V81H89ZM88 82V83H89ZM160 82V83H159ZM169 82V83H170ZM132 83V82H131ZM130 83V84H131ZM140 83V84H139ZM154 83H156L157 85H155ZM260 83V84H259ZM6 84V85H5ZM10 84V85H9ZM110 84V85H109ZM159 84L162 86H160L159 87ZM259 84V85H258ZM71 87H70V86ZM106 85V86H105ZM165 85H167V84H165ZM255 85H257V86H255ZM260 85L262 86V89L260 88ZM6 86V87H5ZM68 86V87H67ZM89 86L90 87H92V85H91V83H89ZM102 86V87H101ZM259 86V88H255V87H258ZM2 87V88H1ZM8 87V88H7ZM17 88V89H16ZM69 88V89H68ZM162 88V89H161ZM10 89V90H9ZM19 89V90H18ZM68 89V90H67ZM161 89V90H160ZM258 89V90H257ZM6 90V91H5ZM9 90V91H8ZM64 90V91H63ZM66 90V91H65ZM77 90V91H76ZM79 90V91H78ZM113 90V89H112ZM139 91H140V89H138ZM142 90V89H141ZM3 91H5V92H7V93H3ZM98 91V92H97ZM134 91H137V90H134ZM157 91V92H156ZM263 91H264V89H263ZM2 92V93H1ZM12 92V93H11ZM159 92H161L160 94H158ZM85 93V94H84ZM102 93V94H101ZM164 93H167V92H164ZM3 94V95H2ZM5 94V95H4ZM6 94H7V96H6ZM21 94V95H20ZM69 94V95H68ZM84 94V95H83ZM12 95V96H11ZM67 95H68V97H67ZM161 95V96H160ZM10 96H11V98H10ZM16 98H15V97ZM101 96V97H100ZM156 96V97H155ZM175 96V95H174ZM2 97H3V99L4 100H6V101H4L3 99H2ZM102 97H103V99H102ZM107 97V98H106ZM7 98V99H6ZM10 98V99H9ZM12 98H13V100H12ZM20 98V99H19ZM158 98V99H157ZM159 98H160V102H161V99H162V102H164L163 104V107H162V105H160V102H159ZM167 98H169V99H167ZM155 99V100H154ZM165 99V100H164ZM8 100V101H7ZM16 101V102H13V101ZM25 100V101H24ZM69 100V101H68ZM103 100V101H102ZM111 100V101H110ZM150 100V101H149ZM152 100V101H151ZM11 101V102H10ZM44 101L45 102H48L47 101V99H44ZM73 101V102H72ZM137 101V100H136ZM140 100L138 99V102H139ZM156 101V102H155ZM168 101V102H167ZM6 102H9V103H6ZM18 102V103H17ZM25 102H27L28 103V105L29 106H27V103H25ZM41 102V103H40ZM75 102V103H74ZM87 102V103H86ZM152 102V103H151ZM162 102H161V104H162ZM10 103H12L11 105H12V107L14 106L13 105V103L15 104V106L17 105V108H19L20 109V111L14 106V108H15V110H14V108H13V110H14V112H13V110L12 111H10L12 108H7V107H10ZM72 105H71V104ZM77 103V104H76ZM113 103V102H112ZM137 103V102H136ZM169 103V104H168ZM20 104V105H19ZM34 104V105H33ZM46 104V105H45ZM69 104V105H68ZM138 104V103H137ZM9 105V106H8ZM31 105V106H30ZM88 105V106H87ZM155 105V106H154ZM158 105V108L156 107ZM161 106V108H160V106ZM169 107H167V106ZM5 106H6V109H5ZM33 106V107H32ZM46 106V107H45ZM71 106V107H70ZM87 106V107H86ZM91 106V107H90ZM4 107V108H3ZM110 107V108H109ZM45 108V109H44ZM68 110H67V109ZM159 108L161 109V110H159ZM4 109V110H3ZM10 109V110H9ZM17 109V110H16ZM26 109H27V111H26ZM30 109V110H29ZM32 109V110H31ZM37 109V110H36ZM71 109V110H70ZM148 109V108H147ZM148 109V110H149ZM163 109V110H162ZM170 109V110H169ZM5 110H7V111H5ZM154 110V111H153ZM172 110V111H171ZM175 112H174V111ZM11 113H10V112ZM16 111V112H15ZM26 111V112H25ZM34 111V112H33ZM36 111V112H35ZM51 111V110H50ZM49 111V112H50ZM96 111V112H95ZM159 111H161V114H159L160 112ZM12 115L13 113L14 114H16L17 112V114L16 115H14L13 114V117H11V116H8V114L9 113ZM13 112V113H12ZM22 112V113H21ZM24 112V113H23ZM30 112V113H29ZM66 112H67V114H66ZM149 114H148V113ZM159 112V113H158ZM162 112H164L165 113V116H163L162 117ZM6 113V114H5ZM19 113H21V114H23V116H22V119H23V117L24 116H26V118H24L23 119V121H25V122H23V121H21V123L23 122V127L21 126V124H20V126L19 125H17L19 122H20V120H22L20 117H18V116H21ZM25 113H26V115H25ZM32 113H34V114H32ZM98 113V114H97ZM262 115V113H261V111L259 110V112H258V116L260 115V114ZM9 114V115H10ZM19 114V115H18ZM39 114V115H38ZM155 114V115H154ZM159 114V115H158ZM177 114V115H176ZM18 115V116H17ZM35 115H36V117H35ZM63 115V116H62ZM68 115V116H67ZM147 115V116H146ZM175 115H176V117H175ZM260 115V116H261ZM5 116H7L8 118H6ZM15 116L16 117H18L20 120L18 121V120H16L17 118H15ZM70 116V117H69ZM160 117V120L162 121L163 120V118L164 119H166V121H164V122H167L168 120H170V121H168L167 123H164V124H160V120L158 121V119H159V117ZM2 117V118H1ZM28 117V118H27ZM42 117V118H41ZM44 117V118H43ZM63 117L65 118V119H63ZM77 118V120L75 119V118ZM103 117V118H102ZM166 117V118H165ZM172 117V118H171ZM11 118H12V120H11ZM15 120H14V119ZM39 119V120H37V119ZM102 118V119H101ZM105 118V119H104ZM148 118H150V120L148 119ZM167 118H169L168 120H167ZM43 119H45V120H43ZM4 120V121H3ZM8 120V121H7ZM27 120V121H26ZM46 120H47V122L49 123H47L46 122ZM81 120V121H80ZM33 121V122H32ZM37 121V122H36ZM44 121V122H43ZM76 121V122H75ZM80 121V122H79ZM155 121V122H154ZM159 122V123H156V122ZM6 122H7V124H6ZM10 122V123H9ZM15 122H17L16 124H15ZM46 122V123H45ZM174 122V123H173ZM6 124V125H4V124ZM13 123V124H12ZM27 123V124H26ZM34 123V124H33ZM150 123V124H149ZM156 123V124H155ZM171 123V125H169ZM11 125V127H14V128H11L10 127V125ZM31 124V125H30ZM81 124V125H80ZM152 124H153V126H152ZM235 123H233V125H234ZM26 125V127H28V128H26V127H24ZM48 125H49V127H48ZM78 125V126H77ZM95 125V126H94ZM156 125H157V127H156ZM160 125V126H159ZM161 125H163V126H161ZM4 128H3V127ZM7 126H9V127H7ZM6 127V128H5ZM46 127H48L47 129L49 130H47V131H45L46 130ZM54 127V126H53ZM140 127H141V125H140ZM151 127H152V129H151ZM162 127H164V128H162ZM34 128V129H33ZM86 128V129H85ZM167 128V129H166ZM3 129V130H2ZM5 129V130H4ZM8 129H10V130H8ZM13 129H14V131L16 132H14L13 131ZM23 129V130H22ZM26 131H25V130ZM27 129H29V130H27ZM33 129V130H32ZM43 129V130H42ZM148 131H147V130ZM159 129V130H158ZM171 129V130H170ZM16 130H19V131H16ZM22 130V131H21ZM23 131H24V133H23ZM39 133H38V132ZM40 131H42V133L40 134ZM175 131V132H174ZM2 132H4V134L2 133ZM17 132H18V134H17ZM22 132V133H21ZM46 132H49V134L48 133H46ZM96 132H98V133H96ZM152 132V133H151ZM11 133V134H10ZM13 133V134H12ZM26 133V134H25ZM32 133V134H31ZM50 133H52L53 135H54V137L52 136V134L50 135ZM68 135H70V137H69V135L67 136L66 134ZM81 133V134H80ZM101 133V132H100ZM143 133H145V134H143ZM147 133V134H146ZM153 133H155V134H153ZM178 133V132H177ZM201 133V132H200ZM23 134V135H22ZM34 134V135H33ZM38 136V135H40V136H38V137H40L41 139H39L36 135ZM45 134V135H44ZM47 134V135H46ZM61 134H65L66 135V137H64L65 135H61ZM72 134V135H71ZM140 134H141V136H140ZM158 134V135H157ZM20 135V136H19ZM27 137H26V136ZM29 135H30V137H29ZM61 135V136H60ZM81 135V136H80ZM143 135H144V138H143ZM153 135V136H152ZM15 136V137H14ZM44 136H45V138H44ZM46 136H48V138L46 137ZM61 137L62 139H64V138H66V139H64L63 141H62V139L61 138H59V137ZM64 138H63V137ZM72 136V137H71ZM147 136V137H146ZM13 137V138H12ZM25 137V138H24ZM28 137H29V139H28ZM36 137H37V139L38 140H36ZM50 137V138H49ZM83 137V138H82ZM149 137H150V139H149ZM10 138H11V140H10ZM19 138H20V140H19ZM22 138V139H21ZM27 138V139H26ZM35 138V139H34ZM46 138H47V140H46ZM56 140H55V139ZM58 138V139H57ZM70 138H71V140H70ZM84 138H86V139H84ZM139 138V139H140ZM152 139L151 141H155L156 139ZM17 139V140H16ZM26 139V140H25ZM33 139V140H32ZM50 139L52 140V141H50ZM61 139V140H60ZM83 139V140H82ZM88 139V140H87ZM92 139V140H91ZM140 139V140H141ZM7 140H10V141H8V143H9V145H3V142L5 143V141L7 142ZM25 140V141H24ZM31 140V141H30ZM39 140H40V142H39ZM42 140V141H41ZM65 140H67V141H65ZM69 140V141H68ZM74 142H76L77 141V143H73V141ZM98 140V141H97ZM11 141H13V142H11ZM15 141V142H14ZM20 143H19V142ZM35 141V142H34ZM38 141V142H37ZM47 141H48V143H47ZM51 143H50V142ZM59 141H60V144H59ZM72 141V142H71ZM83 141V142H82ZM93 141V142H92ZM97 141V142H96ZM151 141L148 143L147 142V145H145L146 144V142L144 141V143H142V145L140 144L139 145V147H130V148H128L127 150L128 151H126V153L127 154H125L126 155V159L124 158V167H123V169H124V172H123V174H124V176L122 177V180H124V182H125V184H126V186L128 187V188H132V187H134L135 186V184H136V182L139 180V178L137 177V175L139 176V174L141 175V172H142V170H140L141 169V167H142V169H143V167H144V165L142 166V164H146V162L155 170L157 167H153V165L155 166V164L157 163V161L158 160H156L158 157H161L162 155H167V153H168V148L165 146V145H162V144H155L154 143V141H153V143H151ZM258 141V142H257ZM17 142V143H16ZM30 142V143H29ZM42 142V143H41ZM53 142V143H52ZM8 143H6V144H8ZM11 143V144H10ZM13 143V144H12ZM41 143V144H40ZM45 143V144H44ZM52 144L51 145V147L50 146H48L47 144ZM64 143V144H63ZM66 143H67V146L68 145H70L69 146V148L72 150V151H74V155L75 156H73V157H71V159H70V161L71 160H73L72 161V165L73 166H75V167H73V170H74V172L70 175V176H68L67 177V180H68V178H69V181H67L64 177H62V181H64V179H65V182H64V184H66V182H67V184H66V186H63V187H66L65 189H69V194L72 192V194L71 195H73L71 198L72 199H70V198H68L67 196V198H65V195H66V193L64 194V191H63V189L61 188V189H58L57 188V191L58 190H60L61 191V195L63 196L62 198L63 199H66V200H62V198L60 197L61 195L59 194V193H57L56 195H59V196H57V197H60L59 198V201H60V199H61V201H63V202H65V203H61V201L60 202H58V203H56L55 201L53 202V200H54V197H55V193L52 195V193H49L48 194V197H47V195H42L41 193H40V191H42V190H47V186H49V185H42L43 187H45V189H43L42 188V190H40L41 189V187L40 188H38L39 187V184H36L35 182H37L38 181V179H34L33 177V175H36L37 174V176H36V178H41L39 181L40 182H44V180H42V177L44 178L45 176H42V174L44 173V170H42V169H44V168H47V164L50 166V165H57V166H59L60 164L59 163H61L62 162V160L60 161V160H58V157H57V159H56V157L55 156H57V155H55L56 153H55V150L58 148V146L61 148L62 147V150L64 149V151H62L63 153H65L66 154V157H67V160L65 159V160H63V161H65V162H62V163H65V167L66 166H68V162H69V159H68V157L70 158V156L69 155H67V153L68 152H70L71 150L66 146ZM72 143V144H71ZM79 143H80V145H79ZM81 143H83L82 145H81ZM85 143V144H84ZM100 143V144H99ZM258 143V144H257ZM15 144V145H14ZM17 144V145H16ZM21 144H23V145H21ZM24 144L26 145V144H29V146L28 145H26V146H28V148H26V146H24ZM56 144V145H55ZM76 144V145H75ZM261 142L259 141V140H256L255 142H253V145H254V147H255V149H256V147L257 146H263V144H261ZM34 145V146H33ZM58 145V146H57ZM61 145V146H60ZM159 145V146H158ZM257 145V146H256ZM19 146V147H18ZM21 146V147H20ZM23 146V147H22ZM31 146V147H30ZM33 146V147H32ZM37 146H38V148H37ZM39 146H41V148L39 147ZM55 146H56V149H55ZM64 146V147H63ZM70 150V151H66L67 149H66V147ZM75 146H76V149H75ZM79 146V147H78ZM145 146V147H144ZM153 146V147H152ZM157 148H156V147ZM161 146V147H160ZM261 146V147H262ZM17 147V148H16ZM25 147V148H24ZM43 147H45L44 149H43ZM52 147H54V150L52 149ZM72 147V148H71ZM159 147V148H158ZM19 148V149H18ZM21 148L23 149L24 148V150H21ZM50 150H49V149ZM102 148V149H101ZM192 148H194V145H193V147ZM11 149H13V147L11 148ZM13 149V150H14ZM25 149H27V150H25ZM37 149V150H36ZM41 149V150H40ZM42 149H43V151H42ZM46 149H47V151H46ZM157 149V150H156ZM257 149H258V147H257ZM49 150V151H48ZM51 150H53V151H51ZM61 150V149H60ZM23 152V153H21V152ZM25 151H26V153H25ZM33 152V154H32V152ZM45 151H46V154H45ZM71 151V152H72ZM158 151V152H157ZM29 152V153H28ZM34 152H36V153H34ZM43 152V153H42ZM49 152H50V154H49ZM52 152H54V154L52 153ZM77 152V153H76ZM155 152H157V153H155ZM21 153V154H20ZM73 153V152H72ZM24 154H26V155H24ZM32 154V155H31ZM52 154V155H51ZM106 154V155H105ZM159 156H158V155ZM21 155H23V156H21ZM31 155V156H30ZM38 155V156H37ZM46 155V156H45ZM13 156H12V158H13ZM32 156H34V157H32ZM47 156L51 159H49L48 158V160H50V161H48L47 160ZM53 158H52V157ZM78 156V157H77ZM156 156V157H155ZM158 156V157H157ZM239 156V157H238ZM16 157H18V158H16ZM25 157V158H24ZM44 157H46V159L44 158ZM55 157V158H54ZM235 157V156H234ZM236 157H238L239 159H241V157H243V155H241V154H239V155H236ZM236 157H235V160H236ZM26 158H29V159H26ZM33 158V159H32ZM42 158H44V160H45V162L47 163V164H45V162L43 161V159ZM73 158V159H72ZM154 160H153V159ZM35 159H38V160H40L39 161V163H38V160L37 161H35ZM150 159V161H153V162H155V163H152V162H150V161H148ZM152 159V160H151ZM53 160V161H52ZM77 160V161H76ZM156 160V161H155ZM238 160V159H237ZM33 161V162H32ZM41 161H43V163L46 165H41V164H43ZM66 161H67V163H66ZM135 161V162H134ZM138 161V162H137ZM141 161V162H140ZM175 161H176V163H174V164H172L171 165V167H169L168 169H167V172L170 174V175H172L174 178H176V179H179L180 177H181V174L183 173V172H185L186 173V175L188 176V174H190V175H193L194 176V178H193V180H195L194 182V184H197L198 183V181L200 180V179H204L203 178V173H200V168H201V166H202V164H201V166H200V164H198L199 166H194V167H191V168H189V170H184V168H183V166L181 165V157H176L175 158ZM240 161V160H239ZM238 161V162H239ZM6 162H8V163H6ZM49 162H50V164H49ZM109 162V163H108ZM133 162V163H132ZM150 162V163H149ZM6 163V164H5ZM30 165H33V171H32V166H29V164ZM32 163V164H31ZM36 163V164H35ZM41 163V164H40ZM61 163V164H62ZM82 163V164H81ZM85 163V164H84ZM4 164H5V167H4ZM38 164L40 165V166H38ZM67 164V165H66ZM85 166H84V165ZM89 164V165H88ZM112 164V165H111ZM153 164V165H152ZM0 165V166H1ZM7 165H9V167L7 166ZM12 165H13V167H16V168H20V166L23 168H25L26 166V168L28 169V171H27V169L26 170H24L25 172L27 171V172H30L31 171V175H32V173H33V175L31 176V175H29V174H27V172L26 173H24L23 172V175L25 176V177H27L26 179H25V177L23 176V175H18V174H15L14 176H13V174L14 173H16V172H14V173H12L13 172V170H11L12 172H9L8 170H10V168L12 169L13 167H12ZM19 167H18V166ZM26 165V166H25ZM55 165V166H56ZM63 166H64V164H62ZM138 165V166H137ZM219 165H221V163H217V166L213 169V171L212 172H214L215 170L217 171V169H218V166ZM29 166V167H28ZM35 166V167H34ZM36 166L37 167H41L42 166V168H41V172H36L37 170H38V168H37V170H36ZM48 166V167H49ZM123 166V165H122ZM135 168H134V167ZM82 167V168H81ZM95 167V168H94ZM97 167V168H96ZM197 167H198V169H197ZM80 168V169H79ZM112 168H113V170H112ZM31 169V170H30ZM78 169V170H77ZM89 169V170H88ZM137 169H138V171H137ZM192 169H194V170H192ZM76 170H77V172H76ZM85 170V171H84ZM94 170V171H93ZM96 170V171H95ZM134 170H136V172H134ZM159 170V169H158ZM157 169L155 170L156 172H155V174L157 175V176H155V181L157 182V183H159V185L161 186V188L164 190V189H166V186H167V184H166V182H165V180H164V178H163V174H162V171L161 170H159L158 171ZM15 171H17V169L15 170ZM39 171V170H38ZM81 171H83V172H81ZM87 171H89V173L87 172ZM158 171V172H157ZM6 172V173H5ZM8 172V173H7ZM34 172H36V173H34ZM43 172V173H42ZM97 172V173H96ZM103 172V173H102ZM114 172V173H113ZM125 172H126V174H125ZM160 172V173H159ZM195 172V173H194ZM201 172H202V170H201ZM211 172V173H212ZM12 175H11V174ZM39 173L41 174V175H39ZM91 173H92V175H91ZM136 173V174H135ZM158 173V174H157ZM214 173H216V172H214ZM74 174V175H73ZM90 174V175H89ZM101 174H102V176H101ZM114 174V175H113ZM128 174V175H127ZM160 174V175H159ZM161 174H162V176H161ZM196 174H197V176H196ZM213 174V173H212ZM9 175V176H8ZM27 175V176H26ZM11 176V177H10ZM30 176V177H29ZM40 176V177H39ZM92 176V177H91ZM126 176H128V177H126ZM210 178H211V176H212V179H214V178H217L216 176L217 175H215L214 176V174L213 175H211V174H209L208 175ZM71 177V178H70ZM98 177V178H97ZM112 177V178H111ZM115 177V178H114ZM157 177V178H156ZM200 177V178H199ZM208 177V178H209ZM8 178V179H7ZM14 178V179H13ZM16 178V179H15ZM18 178V179H17ZM32 178V179H31ZM209 178V179H210ZM10 179V180H9ZM22 179V180H21ZM30 179V180H29ZM70 179H72V180H70ZM104 179H105V181H104ZM114 180L115 179V181H111V180ZM126 179V180H125ZM7 180H9V181H7ZM16 180V181H15ZM26 180V181H25ZM34 180V181H33ZM37 180V181H36ZM108 180H109V182H108ZM12 181H13V183H12ZM19 181H21V182H23V183H21V182H19ZM27 181L29 182V183H27ZM38 181V182H39ZM75 181V182H74ZM10 182V183H9ZM17 182V183H16ZM92 182V183H91ZM110 182H113L112 184L110 183ZM9 183V184H8ZM13 184V185H11L10 186V184ZM32 183V184H31ZM36 185H35V184ZM45 183V182H44ZM68 183H69V185H68ZM74 183V184H73ZM135 183V184H134ZM41 184V183H40ZM43 184V183H42ZM109 184V185H108ZM22 185L24 186V187H22ZM26 185H28L29 187H27ZM38 185V186H37ZM75 185V186H74ZM114 185H115V183H114ZM8 186V187H7ZM32 186H35L36 188V190L35 189H32V191L30 190L31 188H34V187H32ZM68 186V187H67ZM108 186H111L110 188L108 187ZM184 186V185H183ZM11 187V188H10ZM15 187V188H14ZM16 187L18 188V189H16ZM22 187V188H21ZM47 187V188H46ZM70 187H73V188H70ZM9 188V189H8ZM20 188V189H19ZM25 188V189H24ZM26 188H27V190H26ZM49 188H50V186H49ZM74 188H75V191H74ZM6 191H4V190ZM12 189V190H11ZM22 189V190H21ZM67 189V190H68ZM71 189V190H70ZM203 189L205 190V187H203ZM14 190V191H13ZM16 190H17V192H16ZM38 190H40L39 192H38ZM76 190H78V191H76ZM110 190V191H109ZM114 190V191H113ZM201 192L203 191L201 188L199 189ZM19 191V192H18ZM28 191V192H27ZM31 191V192H30ZM112 191V192H111ZM2 192V193H1ZM29 192H30V194H29ZM49 192V191H48ZM74 192H76V193H74ZM126 192V191H125ZM18 193V194H17ZM20 193V194H19ZM25 193H27L26 194V196H25ZM38 194V196L36 197V195ZM40 194H41V196H40ZM46 194V193H45ZM64 194V195H63ZM241 194V193H240ZM20 195V196H19ZM35 195V196H34ZM76 195V196H75ZM10 196V197H9ZM31 196V197H30ZM45 197V199H44V201H43V199L41 198V197ZM80 196V197H79ZM7 197V198H6ZM28 197H30V198H28ZM36 197V198H35ZM46 197H47V199H50L51 200V202H53V203H56V205L55 204H52V203H48L50 200H47L46 199ZM56 197V198H57ZM120 197V198H119ZM2 198V199H1ZM12 198V199H11ZM22 200H21V199ZM32 198H35V200L34 199H32ZM75 198V199H74ZM79 198V199H78ZM119 198V199H118ZM6 199H8V200H6ZM25 199V200H24ZM42 200V201H36V200ZM71 201H70V200ZM124 199V200H123ZM4 200V201H3ZM11 200V201H10ZM19 200L21 201V202H19ZM34 200V201H33ZM77 201V202H75V201ZM10 201V202H9ZM22 201H23V204H22ZM48 201V202H47ZM69 201V202H68ZM81 201V202H80ZM192 201H194V199L192 200ZM191 201V203H189V204H191L190 206H189V204L185 207V209L183 210V214L181 215V217L182 218H184V219H181V221H180V219H179V217H177L174 213H171V218H172V221L174 222L173 223V226H172V228H170V229H167L165 226H166V221H165V219L164 218H166V216H169V213L168 212H164V213H162V214H158V215H156L155 216V218H156V224H158V226H155V228L150 232V236H152V237H150V239H151V243H153V245L148 241V244H143V246L144 247H151L152 249H154V250H156L158 253H159V255H160V257H161V260H162V262H163V264H195L194 263V260H192L190 257L192 256V255H189V254H191L190 252V248H191V246H189L190 244H189V242H188V238L186 239V235H185V229L187 228V227H185L184 225H185V223H184V225H183V223H182V221L183 220H185V221H183V222H186V226L189 224H192L194 221H193V218H195L196 217V214H195V217H194V210L196 211V206H194V203ZM5 202V204H3ZM14 202V203H13ZM15 202H16V204H15ZM39 202H40V204H39ZM46 202V203H45ZM68 202V203H67ZM75 202V203H74ZM83 202V203H82ZM125 202V201H124ZM6 203H8V204H6ZM28 203H29V205H28ZM34 203V204H33ZM43 203V204H42ZM60 203V204H59ZM67 203V204H66ZM73 203V204H72ZM85 203V204H84ZM96 203V204H95ZM121 203V204H120ZM3 204V205H2ZM19 204L20 205H22V206H19ZM27 204V205H26ZM37 204L39 205V206H37ZM42 204V205H41ZM47 204V206H45V205ZM57 204H58V206H57ZM61 204H63V205H61ZM78 206H80V207H78ZM4 205H6L5 207H4ZM11 205V206H10ZM14 205V206H13ZM15 205H16V207H15ZM26 205V206H25ZM35 205V206H34ZM53 205V206H52ZM69 205V206H68ZM85 205V206H84ZM99 205V206H98ZM2 206V207H1ZM10 206V207H9ZM56 206V207H55ZM71 206V207H70ZM91 206V207H90ZM191 206H193V207H191ZM14 207V208H13ZM23 207V208H22ZM25 207V208H24ZM29 207H32L31 209L29 208ZM33 207H34V209H33ZM37 207V208H36ZM39 207V208H38ZM44 207V208H43ZM123 207V208H122ZM1 208H3L4 209V211H3V209H1ZM27 208V209H26ZM41 208H43V210L41 209ZM46 208V209H45ZM65 208V209H64ZM68 208V209H67ZM93 208V209H92ZM195 208V209H194ZM10 209V210H9ZM14 209V210H13ZM21 209V210H20ZM36 209V210H35ZM59 209H62V210H64V212H59V211H62V210H59ZM71 209V210H70ZM134 209V208H133ZM194 209V210H193ZM5 210H7V212L5 211ZM18 210H20V211H18ZM29 210V211H28ZM34 210V211H33ZM42 210V211H41ZM67 210V211H66ZM76 210V211H75ZM79 210H80V213H79ZM95 210V211H94ZM23 211V212H22ZM28 211V212H27ZM33 211V212H32ZM43 211H44V213H43ZM78 211V212H77ZM11 212V214H9ZM25 212V214H23ZM77 212V213H76ZM81 212H83L82 214H83V217H81ZM194 212V213H193ZM15 213V214H14ZM20 213V214H19ZM43 213V214H42ZM49 213V212H48ZM60 213V214H59ZM63 213H64V215H63ZM131 213H133V214H131ZM167 213V214H166ZM193 213V214H192ZM4 214V215H3ZM6 214V215H5ZM30 214V215H29ZM40 216H39V215ZM79 214H80V216H79ZM173 214V215H172ZM185 214V215H184ZM12 215V216H11ZM34 215V216H33ZM73 217H72V216ZM89 215V216H88ZM132 215V216H131ZM192 215V216H191ZM21 216V217H20ZM36 216V217H35ZM61 216V218H59L58 219V217H60ZM64 216V217H63ZM71 217V218H69V217ZM176 216V217H175ZM6 217V218H5ZM15 217V218H14ZM75 217H77V218H75ZM81 217V218H80ZM93 217V218H92ZM20 218V219H19ZM24 218H25V220H24ZM35 218V219H34ZM83 218V219H82ZM87 218H89V219H87ZM3 219V220H2ZM11 219V220H10ZM37 219V220H36ZM39 219V220H38ZM63 219H64V221H63ZM67 219V220H66ZM71 220L70 222H69V220ZM75 219V220H74ZM81 219V220H80ZM158 219V220H157ZM190 219V220H189ZM6 220V221H5ZM8 220V221H7ZM78 220V221H77ZM83 220V221H82ZM88 220V221H87ZM22 221V222H21ZM26 221V222H25ZM28 221V222H27ZM37 221V222H36ZM66 221H68V222H66ZM82 221V222H81ZM95 221V222H94ZM15 222V223H14ZM25 223V225H24V223ZM29 222H31V223H29ZM58 222H59V224H58ZM65 224H64V223ZM77 222V223H76ZM63 223V224H62ZM67 223V224H66ZM85 224V225H83V224ZM6 224V225H5ZM17 224V225H16ZM69 224V225H68ZM76 224H77V226H76ZM182 224V225H181ZM3 225H5V226H3ZM68 226V227H66V226ZM71 225V226H70ZM79 225V226H78ZM90 227H89V226ZM97 227H96V226ZM188 225V226H189ZM24 226V227H23ZM31 226H33L32 228H31ZM36 226V227H35ZM52 227H53V224L51 225ZM80 226H82V227H80ZM95 226V227H94ZM6 227V228H5ZM11 227V228H10ZM17 227V228H16ZM27 227V228H26ZM87 228V230H86V228ZM14 228V229H13ZM29 228V229H28ZM35 228V229H34ZM39 228V229H38ZM66 228H69V229H66ZM88 228H90V229H88ZM94 228V229H93ZM236 228V227H235ZM235 228H233V230L230 228V232H229V237L231 238L232 237V239H234V238H237L236 240H235V242L233 241V243L232 244H235V245H239V244H244V241H242L241 239H240V233L237 231L236 233H235ZM25 229V230H24ZM29 231H28V230ZM49 229H52V228H50L49 227ZM78 229V230H77ZM9 230H13L12 232L14 233H12L11 231H9ZM14 230H15V232H14ZM17 230V231H16ZM19 230V231H18ZM34 230V231H33ZM86 230V231H85ZM86 233H85V232ZM93 231H95V233H93ZM234 231V233H232ZM3 232V234H1ZM4 232H5V234H4ZM10 232H11V234H10ZM36 232V233H35ZM38 232V233H37ZM33 233V234H32ZM35 233V234H34ZM40 233V234H39ZM9 234V235H8ZM29 234V235H28ZM32 234V235H31ZM84 234V235H83ZM91 234V235H90ZM232 234H234V235H232ZM16 235V236H15ZM29 237H28V236ZM63 235V234H62ZM69 235V236H68ZM87 235V236H86ZM232 235V236H231ZM32 236V237H31ZM34 236V237H33ZM37 236V237H36ZM39 236V237H38ZM71 236V237H70ZM79 236H82V237H79ZM97 236L99 237V238H97ZM6 237H8V238H6ZM11 237H13V238H11ZM67 237H70V238H72V239H68ZM77 237V238H76ZM95 237V238H94ZM10 238V239H9ZM77 239V241H75L76 239ZM94 238V239H93ZM154 238H155V240L156 241H154ZM157 238V239H156ZM68 239V240H67ZM74 239V240H73ZM79 239V240H78ZM97 239V240H96ZM149 239V240H150ZM29 240V241H28ZM72 240V241H71ZM88 240V241H87ZM98 240H100V241H98ZM40 241V242H39ZM73 241H75L74 243H73ZM97 241V242H96ZM159 241V242H158ZM187 241V245L185 244V242ZM7 242V243H6ZM11 242V243H10ZM71 242H72V244H71ZM69 243H70V245H69ZM96 243V244H95ZM98 243V244H97ZM100 243V244H99ZM7 244V245H6ZM11 244V246H9ZM14 244V245H13ZM33 244V245H32ZM150 244V245H149ZM189 244V245H188ZM13 245V246H12ZM36 245V246H35ZM76 245V246H75ZM149 245V246H148ZM8 246H9V248H8ZM15 246V247H14ZM35 246V247H34ZM97 246V247H96ZM99 246H100V248L103 250V252H105V254H104V256H102V254L100 253V251H97V250H100V248H99ZM3 247H4V249H3ZM7 247V248H6ZM13 247V248H12ZM39 247V248H38ZM81 247V248H80ZM32 248V249H31ZM80 248V249H79ZM97 248H99V249H97ZM2 249V250H1ZM7 249L9 250V251H7ZM97 249V250H96ZM6 250V251H5ZM30 252H29V251ZM67 250V251H66ZM71 250V251H70ZM82 250V251H81ZM37 251H39L38 252V254L36 253ZM66 251V252H65ZM155 251V252H156ZM3 252V253H2ZM9 252V253H8ZM12 252V253H11ZM71 254H70V253ZM73 252V253H74ZM99 252V253H98ZM4 253H5V255H4ZM8 253V254H7ZM66 253H68V254H66ZM3 254V255H2ZM7 254V255H6ZM37 255V257H36V255ZM7 257V258H6ZM73 257H74V255H73ZM90 257V258H89ZM36 258V259H35ZM38 258H39V261H38ZM192 258H193V256H192ZM8 259V260H7ZM69 259V258H68ZM5 260V261H4ZM70 261V260H69ZM68 261V262H69ZM90 261V262H89ZM193 263H192V262ZM4 262V263H3ZM29 262V263H28ZM33 262V263H32ZM230 264H231V262H229ZM41 264V263H40ZM81 264H83V263H81Z\"/></svg>",
	"mask_w": 264,
	"mask_h": 264
}]
</instances>
